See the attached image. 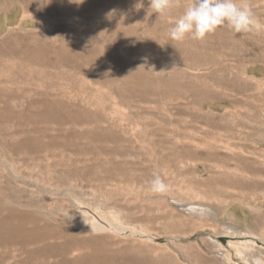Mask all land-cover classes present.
<instances>
[{"label": "rangeland", "instance_id": "374dc122", "mask_svg": "<svg viewBox=\"0 0 264 264\" xmlns=\"http://www.w3.org/2000/svg\"><path fill=\"white\" fill-rule=\"evenodd\" d=\"M139 2L0 0V264L264 261V29Z\"/></svg>", "mask_w": 264, "mask_h": 264}, {"label": "clouds", "instance_id": "9594fccd", "mask_svg": "<svg viewBox=\"0 0 264 264\" xmlns=\"http://www.w3.org/2000/svg\"><path fill=\"white\" fill-rule=\"evenodd\" d=\"M68 2L80 5L84 0H68ZM148 5V11L151 10L159 17L172 7L173 0H148ZM135 7L139 11L143 7V0H140ZM221 26H226L241 35L264 29V24L255 16L251 8L239 7L234 0H192L171 27L169 38L175 42L183 41L188 36L193 40H203ZM166 187L160 176L154 174L150 190L153 193H163ZM254 264H264V261L257 258Z\"/></svg>", "mask_w": 264, "mask_h": 264}, {"label": "bare ground", "instance_id": "6f19581e", "mask_svg": "<svg viewBox=\"0 0 264 264\" xmlns=\"http://www.w3.org/2000/svg\"><path fill=\"white\" fill-rule=\"evenodd\" d=\"M237 132V131H236ZM242 136V135H241ZM232 137V136H231ZM234 137V136H233ZM235 138V137H234ZM233 138V139H234ZM237 138V137H236ZM230 138H228L227 140H229ZM233 139H231V141H233ZM226 140V141H227ZM222 141V140H221ZM220 141V142H221ZM236 142H237V140H235ZM217 142V141H216ZM222 142H225V140L223 139V141ZM228 142V141H227ZM240 142V141H239ZM232 143V142H231ZM220 144H222V143H220ZM227 145L229 144V143H226ZM226 144H222V146L223 145H226ZM233 145V144H232ZM240 145H242V144H240ZM231 146V145H230ZM227 147V146H226ZM229 147V146H228ZM232 147V146H231ZM231 147H229L230 149H232ZM236 149H238V147L236 148ZM235 149V150H236ZM240 149V148H239ZM242 149V148H241ZM228 150V149H227ZM241 151V150H240ZM46 153V152H45ZM65 153V152H64ZM252 153H254V152H252ZM47 155V154H46ZM256 155V154H255ZM254 155V156H255ZM35 156V155H34ZM64 157V156H63ZM39 158H41V157H39ZM55 157H53V159H54ZM57 158V157H56ZM58 159V158H57ZM42 160V159H41ZM56 160V159H55ZM79 161V160H78ZM38 162V161H37ZM43 162V161H42ZM49 162H51V161H49ZM54 162V161H53ZM46 163L48 164V162L46 161ZM55 163V162H54ZM78 163V162H77ZM15 164V163H14ZM51 164V163H50ZM50 167V166H49ZM58 167V166H57ZM33 168V167H32ZM54 173V172H53ZM50 176V175H49ZM51 180V179H50ZM57 192V191H56ZM42 200V199H41ZM51 200V199H50ZM47 201H49V200H47ZM46 201V202H47ZM10 202V201H9ZM8 202V203H9ZM12 204V203H11ZM7 206V205H6ZM39 206V205H38ZM32 207V206H31ZM37 207V206H36ZM34 209V208H33ZM90 211H92L91 209H89ZM90 211H88L89 213H90ZM94 214H95V216H93V218H92V220H90L89 222L94 226V227H96V228H98V229H100V228H104V227H107V226H110V227H114V228H116V230L117 231H119V230H123V229H125V228H123V227H119V226H116L113 222H111V220H109L106 216H104V215H101L98 211H92ZM113 213V212H112ZM111 214V213H110ZM92 215V214H91ZM120 216V215H119ZM126 217V216H125ZM115 219V218H114ZM122 219V218H121ZM89 223V224H90ZM114 228H112V229H114ZM97 231V230H96ZM98 232V231H97ZM133 234V233H132ZM8 251V250H7ZM10 251V250H9ZM16 251V250H15ZM15 253V252H14ZM5 259H6V257H4ZM14 258V257H13ZM5 259H3L2 261H4ZM10 261V260H9ZM7 264V263H6Z\"/></svg>", "mask_w": 264, "mask_h": 264}]
</instances>
